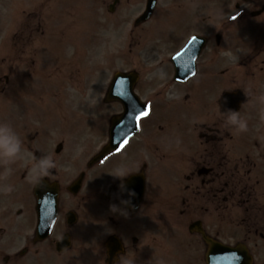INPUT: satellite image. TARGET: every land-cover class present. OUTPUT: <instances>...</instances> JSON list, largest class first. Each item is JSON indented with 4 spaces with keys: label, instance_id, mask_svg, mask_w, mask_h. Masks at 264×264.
I'll return each instance as SVG.
<instances>
[{
    "label": "flooded vegetation",
    "instance_id": "af4514ba",
    "mask_svg": "<svg viewBox=\"0 0 264 264\" xmlns=\"http://www.w3.org/2000/svg\"><path fill=\"white\" fill-rule=\"evenodd\" d=\"M52 1L55 0L43 2L45 16L38 17L43 18L47 26L51 22L48 13L52 12L49 5ZM90 1L105 5L110 17L121 14L120 28L124 32L125 19H131L125 12L126 6L137 2L145 4L137 16L140 17L149 0ZM160 1L154 0L156 6L151 19ZM199 1L179 3L172 0L167 10L181 9L183 4L193 6ZM216 2L223 13L219 17V30L213 34L192 33L203 36L206 43L199 53L192 51L187 55L189 76L186 82L175 79L172 62L183 44L162 56L161 70L157 68L164 74L161 76L167 75L162 81H156L159 76L147 80L138 71L135 88L149 111L140 121L138 134L125 144L120 156L121 151L89 167V161H81L80 156L73 158L74 149L72 157H62L68 149L75 147L73 140L61 139L54 145L50 154L56 160L57 168L42 178L46 191L58 195L56 219L47 239L37 238L38 214L32 182L29 186L26 184L25 194L14 200L13 207L2 208L0 205V264H82L87 252L92 255L89 264H105L104 241L110 238L119 241L125 251L118 256L116 264L120 259L126 261L129 258L134 264H149L145 260V251L141 250L144 243L138 237L139 232L132 231L129 226V221L135 220L147 204L157 210L166 204L173 205L180 208L181 215L188 217L200 210L204 216H193L191 224L201 222L206 234L227 244L231 243L219 233L214 234L213 227L208 226L209 216L215 215L224 224H237L242 227L243 238L232 245H248L251 252L253 243L257 247V241L264 242V101L261 100L264 97V12L248 18L253 12L247 9L249 3L238 0ZM227 8H233V13L229 14ZM74 14H80L77 5ZM208 18L213 19L209 15L202 21L205 23ZM28 20L24 27L22 24L16 28L12 45L17 51L29 48L31 35L40 27L39 19L35 22L29 17ZM146 23L136 25L132 22L131 32L144 28ZM233 31L242 38L235 37L234 44H227L226 36ZM148 87L151 90L147 95L138 92ZM112 104L122 109L119 103ZM229 109L239 112L240 117L247 120L246 132H236L225 124L222 113ZM168 111L172 115L169 118L166 116ZM22 116L26 120L30 118ZM24 118L15 119L16 127L20 128V131L16 130L24 148H30L33 153L34 142L42 148L49 137L40 120L43 126L37 127L36 135L30 138V123L23 121ZM22 128L24 131L20 133ZM42 149L36 152L37 159L47 152ZM35 160L33 157V162ZM106 161L109 162L104 164ZM31 166L29 164L22 172V182L32 177ZM121 167L129 168L131 174L123 179L115 177L116 170ZM69 170L75 173L67 179ZM135 176L143 180L144 193L139 207L132 213L134 198L130 199L129 192H134L132 196L136 197L140 187ZM79 182L78 187L76 183ZM124 198L128 202L125 206ZM112 205L123 209L127 215L114 212ZM106 230L109 231L106 238L97 240L98 233ZM195 237L200 238V235ZM89 242L94 245L86 247ZM98 242L101 245L104 242V247H98Z\"/></svg>",
    "mask_w": 264,
    "mask_h": 264
},
{
    "label": "rangeland",
    "instance_id": "374dc122",
    "mask_svg": "<svg viewBox=\"0 0 264 264\" xmlns=\"http://www.w3.org/2000/svg\"><path fill=\"white\" fill-rule=\"evenodd\" d=\"M46 1L0 0V122H8L15 128L14 118L20 121L24 118L22 110H31V116L25 114L30 118L23 120L30 123V138L36 135L37 127L42 123L49 137L42 147L47 152L42 154L51 156L52 148L61 139L73 140L75 147L68 149L62 157H72L74 149L73 158L80 156L81 161H88L106 144L110 117L121 112L118 105L103 102L114 73L140 71L147 80L159 76L156 81H162L167 77L159 73L162 56H167L177 48L175 46L184 44L192 33L213 34L218 31L219 17L223 14L218 9L217 0H201L189 7L183 4L181 9L171 11L167 9L172 0H161L154 19L144 28L131 32L133 20L145 5L137 2L126 6L125 12L131 19H125L124 33L120 28L123 22L121 14L110 17L105 5L90 0L50 2L52 12L49 11L48 17L51 22L47 26L43 18H38L41 14L45 16L42 11ZM238 1L242 3V0ZM177 2L184 3V0ZM250 2L247 9L253 11L259 10L264 0ZM76 5L80 8V15L74 14ZM225 10L229 14L234 11L233 8ZM209 15L213 19L203 23L202 18ZM29 17L35 22L39 19L41 28L31 35L27 50L17 51L12 45L16 28L22 24L24 27ZM153 29L155 34L151 33ZM234 34L231 32L226 36L227 44H234L232 39L235 37L242 38V35ZM150 90L148 87L138 92L147 95ZM166 116H172L171 112L168 111ZM23 131L22 128L20 133ZM33 145V153L30 148H24L22 157L10 166L13 169L11 174L0 178V188L4 184L13 186L10 193L0 190L2 208L13 207L14 200L25 194L26 184L29 186L34 182L32 177L24 182L20 179L27 166L34 163L35 153L43 150L36 142ZM6 167L9 166L0 163V174ZM74 173L73 170L67 171L65 178L70 179ZM179 209L166 204L157 210L147 204L135 220L129 221L130 229L139 232L138 237L144 243L141 250L145 251V260L149 264H206L204 243L188 232L192 217H203L204 213L195 210L188 217L181 215ZM208 226L213 227L214 234L219 233L230 243L243 238L242 227L224 224L215 215L209 216ZM108 233V230L100 231L97 240H103ZM132 235L129 231V236ZM104 242L102 245L98 242L97 246L104 247ZM257 242V247L254 243L250 245L255 264H264V242ZM92 243L85 246L94 245ZM91 257V253H85L82 264H89Z\"/></svg>",
    "mask_w": 264,
    "mask_h": 264
},
{
    "label": "water",
    "instance_id": "95a60500",
    "mask_svg": "<svg viewBox=\"0 0 264 264\" xmlns=\"http://www.w3.org/2000/svg\"><path fill=\"white\" fill-rule=\"evenodd\" d=\"M148 17L149 15H147L141 21H144ZM130 79L131 77H129V75L121 73H118L115 76L112 88L109 91V94L107 95L105 101L108 102L111 100H119L120 102H123L125 104L124 113L119 116H115L112 119L109 144L99 155L94 158V162L106 157L109 153L123 145L125 142V135L130 131L129 127H133L134 129L136 127L137 120L140 115L141 106H139V103L137 101L138 99L133 93V85L132 83H130ZM41 187H43V185L39 187L38 194L36 195L39 200L38 211L42 216V221L40 220V228H43L42 222L44 221V217L45 215H47L50 209L52 212L55 210V204L54 202L52 205L48 204L51 203V201L49 200V198L45 199V195L44 193H42ZM50 205L53 207H50ZM195 228L192 227L191 231H200L203 234V238L208 246L206 253L207 264H252V258L243 248V246H224L223 244L218 243L210 237L206 236L198 227L197 229ZM114 244L115 243L112 241L108 243L110 252H119L118 249L115 248Z\"/></svg>",
    "mask_w": 264,
    "mask_h": 264
},
{
    "label": "clouds",
    "instance_id": "9594fccd",
    "mask_svg": "<svg viewBox=\"0 0 264 264\" xmlns=\"http://www.w3.org/2000/svg\"><path fill=\"white\" fill-rule=\"evenodd\" d=\"M264 101V97H261ZM222 113V112H221ZM226 118L225 124L236 132H246L248 130V123L246 119L240 117L239 112L229 109L227 112L222 113ZM24 152V143L17 130L8 122H0V163H3L9 167H6L3 174H0V178L7 177L11 174L13 169L10 167L19 160ZM57 168V162L51 156H43L40 159H36L30 168V175L36 181L41 180L51 174L53 169ZM131 174V170L126 167H121L116 170V176L118 178H126ZM0 190L5 193L13 191L11 184H4ZM130 195H135L134 192H129ZM125 203H128L127 201ZM112 210L120 211L121 214L127 215V212L118 208L116 205H112ZM119 264H134V261L129 258L126 261L120 259Z\"/></svg>",
    "mask_w": 264,
    "mask_h": 264
}]
</instances>
